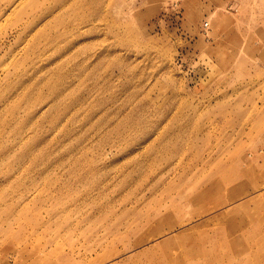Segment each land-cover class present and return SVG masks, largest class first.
Segmentation results:
<instances>
[{
    "label": "rangeland",
    "instance_id": "1",
    "mask_svg": "<svg viewBox=\"0 0 264 264\" xmlns=\"http://www.w3.org/2000/svg\"><path fill=\"white\" fill-rule=\"evenodd\" d=\"M0 264H264V0H0Z\"/></svg>",
    "mask_w": 264,
    "mask_h": 264
}]
</instances>
